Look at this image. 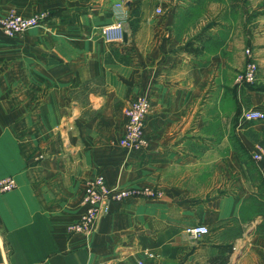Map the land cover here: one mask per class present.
<instances>
[{"label":"crops","instance_id":"obj_1","mask_svg":"<svg viewBox=\"0 0 264 264\" xmlns=\"http://www.w3.org/2000/svg\"><path fill=\"white\" fill-rule=\"evenodd\" d=\"M116 2L124 37L109 43ZM11 12L48 18L0 34V178L16 182L0 192V264H207L221 245L226 264H264V118L241 117L264 114V90L237 81L248 48L264 85V0H0ZM195 36L200 51L182 50ZM137 95L145 150L120 144ZM96 174L155 194L70 234ZM198 224L209 233L193 239Z\"/></svg>","mask_w":264,"mask_h":264},{"label":"built area","instance_id":"obj_2","mask_svg":"<svg viewBox=\"0 0 264 264\" xmlns=\"http://www.w3.org/2000/svg\"><path fill=\"white\" fill-rule=\"evenodd\" d=\"M158 13L160 8L156 9ZM111 11L113 21L100 28V35L109 43L122 42L124 37V20L126 9L124 3L116 2ZM48 14L40 13L31 16H23L18 13H9L0 17V33L8 37L24 33L32 26L44 24ZM248 57L245 69L241 75V80L252 84L257 77V63L251 55L250 50L245 49ZM152 106L150 98L146 95H137L130 100L123 108L125 117L124 133L120 138V144L132 150H145L148 140L144 134V123L146 116L151 112ZM241 117L246 121L259 120L264 118V114L258 110H244ZM254 160L264 158V149L252 154ZM16 187L15 180L6 176L0 178V192H7ZM155 190L150 187H121L119 185H107L101 174H96L91 180L84 182L81 203L83 212L73 222L67 224L66 230L70 234H87L92 232L99 217L110 210L113 202H121L127 198L153 196ZM186 233L193 239L205 236L209 233L206 225L198 224L186 228ZM142 264L141 262H138Z\"/></svg>","mask_w":264,"mask_h":264},{"label":"trees","instance_id":"obj_3","mask_svg":"<svg viewBox=\"0 0 264 264\" xmlns=\"http://www.w3.org/2000/svg\"><path fill=\"white\" fill-rule=\"evenodd\" d=\"M195 39H197V36L185 42L181 49L187 52L198 53L200 49L193 46V40ZM251 89L264 90V87L263 88L251 87ZM231 253H232V248L230 245H221L218 248V252L214 256L209 258L207 264H226Z\"/></svg>","mask_w":264,"mask_h":264},{"label":"rangeland","instance_id":"obj_4","mask_svg":"<svg viewBox=\"0 0 264 264\" xmlns=\"http://www.w3.org/2000/svg\"><path fill=\"white\" fill-rule=\"evenodd\" d=\"M243 0H241V2H242ZM245 2H247L248 4H250V2L251 1H255V0H244ZM121 3H123V2H121ZM115 3H112V5L111 6H113ZM124 6H125V4H124ZM112 8V7H111ZM125 9H126V7H125ZM157 9V8H156ZM160 10H161V12L160 13H158L157 12V10H155V12L157 13V14H161L162 13V9L160 8ZM249 11V10H248ZM249 13V12H248ZM127 15V14H126ZM0 34H2V35H4V36H6L5 34H3V33H0ZM6 37H8V36H6ZM12 37H14V36H12ZM250 50V49H249ZM250 52H251V50H250ZM244 54H245V56H246V61H245V66H246V63H247V60H248V57H247V55H246V53H245V50H244ZM252 54V53H251ZM253 55V54H252ZM254 56V55H253ZM254 60L256 61V63H257V66H259L258 65V62H257V60H256V58H254ZM245 66H244V69H245ZM244 69H243V71H244ZM243 71H241L238 75H237V81H238V83H240V85H242V86H246V87H248V88H251V87H253V88H261V87H264V85H262L261 83H259L258 82V80H259V78H257V81L255 80V82L254 83H252V84H248V83H245V82H243L242 80H241V75H242V73H243ZM257 73H258V69H257ZM259 74V73H258ZM263 75H264V73H263ZM259 76V75H258Z\"/></svg>","mask_w":264,"mask_h":264}]
</instances>
